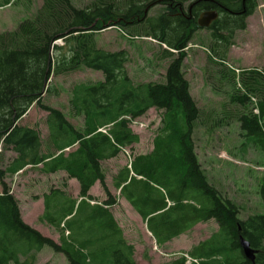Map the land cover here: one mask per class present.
Instances as JSON below:
<instances>
[{
  "label": "trees",
  "instance_id": "1",
  "mask_svg": "<svg viewBox=\"0 0 264 264\" xmlns=\"http://www.w3.org/2000/svg\"><path fill=\"white\" fill-rule=\"evenodd\" d=\"M154 5L163 11L148 15ZM256 6V0H93L78 8L71 0H43L33 17L0 33V164L4 152L13 154L0 168V264H34L46 247L62 254L67 264H136L134 245L111 211L116 200L105 184L101 162L138 142L130 125L151 108L161 112L160 127L151 151L134 156L114 175L120 196L158 245L198 223L215 221L216 231L192 247L188 264H251L241 251V237L256 250L255 264H264V214L240 218L238 205L201 168L192 135L197 125L212 123V116L197 107L182 71L185 49L201 29L199 14L216 10L218 18L206 28L209 59L225 86L240 89L230 93L234 108L225 118L238 123L247 148L259 149L264 162V70L235 74L225 67L234 32L245 29ZM108 28L151 38L163 47L159 59L171 57L163 80L134 83L126 71L128 52L109 51L96 42L95 34ZM81 68L100 72L102 80L73 85L69 113L83 117V127L77 128L61 110L43 104L42 97L56 94L52 75ZM32 105L47 114L45 140L35 126L20 124ZM28 166H41L47 175L64 172L78 184L75 198L59 187L42 195L39 219L59 232L58 242L24 222L5 182L7 175ZM95 182L106 196L101 201L90 191ZM257 193L264 205V173ZM169 264L186 263L181 258Z\"/></svg>",
  "mask_w": 264,
  "mask_h": 264
},
{
  "label": "rangeland",
  "instance_id": "2",
  "mask_svg": "<svg viewBox=\"0 0 264 264\" xmlns=\"http://www.w3.org/2000/svg\"><path fill=\"white\" fill-rule=\"evenodd\" d=\"M92 1L71 0L78 8L86 7ZM256 3L253 13L245 20V29L234 32L233 44L226 52L225 67L235 74H239L243 69L264 70V0H256ZM42 4L43 0H0V33L12 31L22 20L33 17ZM160 11H163V7L154 5L148 15ZM95 39L98 46L106 50L125 49L128 52L126 71L134 83L163 80L171 57L159 59L163 47L155 40L147 37L132 38L118 28L102 30L95 34ZM56 43L62 45L61 41ZM210 43L209 31L206 28L198 29L185 49L182 64L184 77L189 84V93L197 107L212 116V123H217L214 126L211 122L197 125L192 135L195 152L207 180L222 195L238 205L240 218L250 214H264V205L257 193L259 178L264 173L263 155L259 149L247 148L246 139L240 132L238 123L230 117L225 118L227 110L231 113L234 108L229 104L230 93H236V90L240 89L237 85L236 90L225 86L226 83L214 75L215 64L210 61L209 57L212 56L208 53ZM99 80H102V74L87 68L70 74L52 75L50 84L56 94H44L42 103L61 110L70 123L82 128L83 117H75L69 113L71 89L73 85L81 82ZM46 115L44 110L32 105L20 124L35 126L45 140ZM160 118L161 112L154 108L136 118L130 128L138 135V142L131 147L127 146L118 156L101 162V166L105 174V184L116 200L111 211L126 240L134 245L136 264H169L181 258L188 264L192 247L216 231V222L210 220L198 223L186 233L158 245L145 223L113 185V177L121 167L128 165L134 156L151 151L153 137L160 127ZM98 130L105 131L104 128ZM2 156L4 163L0 164V168L6 166L7 160L9 161L13 154L6 151ZM40 169L41 166H28L14 175H7L5 182L19 202L24 222L58 242L59 232L39 219L43 210L42 195L52 187H59L75 198L78 195V184L74 179L67 180L64 172L47 175ZM90 191L98 201L106 197L99 182H95ZM34 264L67 262L62 254L54 253L46 247L36 254Z\"/></svg>",
  "mask_w": 264,
  "mask_h": 264
},
{
  "label": "water",
  "instance_id": "3",
  "mask_svg": "<svg viewBox=\"0 0 264 264\" xmlns=\"http://www.w3.org/2000/svg\"><path fill=\"white\" fill-rule=\"evenodd\" d=\"M217 18L218 12L216 10L203 11L199 14L197 18V25L200 28H208L212 24V22H214ZM240 248L244 258L248 260L251 264H255L256 250L251 248L249 242L242 237L240 238Z\"/></svg>",
  "mask_w": 264,
  "mask_h": 264
}]
</instances>
